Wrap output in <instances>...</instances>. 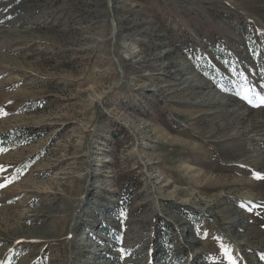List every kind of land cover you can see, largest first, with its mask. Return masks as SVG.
Masks as SVG:
<instances>
[{
  "label": "rangeland",
  "instance_id": "rangeland-1",
  "mask_svg": "<svg viewBox=\"0 0 264 264\" xmlns=\"http://www.w3.org/2000/svg\"><path fill=\"white\" fill-rule=\"evenodd\" d=\"M263 50L264 0H0V264H264Z\"/></svg>",
  "mask_w": 264,
  "mask_h": 264
},
{
  "label": "snow or ice",
  "instance_id": "snow-or-ice-1",
  "mask_svg": "<svg viewBox=\"0 0 264 264\" xmlns=\"http://www.w3.org/2000/svg\"><path fill=\"white\" fill-rule=\"evenodd\" d=\"M243 92H244V98L248 101L249 104H253V106L255 107L264 106V95H260L259 93H257L253 96H249L248 93L252 92L251 88H245L243 89ZM237 94L239 95L240 93H237ZM3 171H6V169H4L3 165H0V172H3ZM257 178L260 179L264 177H261L259 174H257ZM12 182H13V179L5 177L4 182L0 183V188H5ZM248 210L251 211L252 209L248 208ZM225 255L231 261V264H236V259L231 255L229 250L225 249Z\"/></svg>",
  "mask_w": 264,
  "mask_h": 264
},
{
  "label": "trees",
  "instance_id": "trees-1",
  "mask_svg": "<svg viewBox=\"0 0 264 264\" xmlns=\"http://www.w3.org/2000/svg\"><path fill=\"white\" fill-rule=\"evenodd\" d=\"M263 53H264V50H263ZM17 130H19V129H17ZM6 134H4V135H2V137H4ZM3 143H5V142H3Z\"/></svg>",
  "mask_w": 264,
  "mask_h": 264
}]
</instances>
